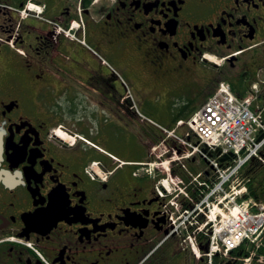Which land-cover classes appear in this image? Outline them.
Segmentation results:
<instances>
[{
	"label": "flooded vegetation",
	"instance_id": "flooded-vegetation-1",
	"mask_svg": "<svg viewBox=\"0 0 264 264\" xmlns=\"http://www.w3.org/2000/svg\"><path fill=\"white\" fill-rule=\"evenodd\" d=\"M209 55L264 68V0H0V264H193L149 161L125 152L171 144L216 83Z\"/></svg>",
	"mask_w": 264,
	"mask_h": 264
},
{
	"label": "built area",
	"instance_id": "built-area-1",
	"mask_svg": "<svg viewBox=\"0 0 264 264\" xmlns=\"http://www.w3.org/2000/svg\"><path fill=\"white\" fill-rule=\"evenodd\" d=\"M190 125L200 140L196 144L184 140L187 148L173 160L181 161L201 152L214 168L210 180L199 181V200L187 191V185L182 186L185 182L181 177L172 178L174 189L179 190L177 196L182 192L189 201L188 206L182 207L177 198L173 200L180 210L173 218L177 232L192 230L188 237L195 251L200 242L198 236L202 243H210L205 255L206 262L213 264L216 253L228 256L244 240L259 242L264 232V203L253 199L239 201L247 187L238 178L243 165L258 156L264 146V137L258 141L264 133V114L262 109H252L251 97L240 99L228 84L222 83L217 93L192 117ZM204 145L208 150L203 153ZM218 150L220 153L214 156ZM230 152L234 154L223 166L220 159ZM200 176L194 179L199 180ZM161 183L171 190L166 179ZM159 191L165 194L162 187ZM203 215L207 217L205 220H202Z\"/></svg>",
	"mask_w": 264,
	"mask_h": 264
},
{
	"label": "rangeland",
	"instance_id": "rangeland-1",
	"mask_svg": "<svg viewBox=\"0 0 264 264\" xmlns=\"http://www.w3.org/2000/svg\"><path fill=\"white\" fill-rule=\"evenodd\" d=\"M210 59H213L214 61L216 62H213L218 68H215L214 70H211L213 69L210 68L209 70V73L208 74H205L201 71H199V73L204 77V76H209L211 78H214V80L217 82V84H213L212 85V93L214 92V90L216 89V87L218 86L219 82L220 81H223V80H226V76H230V75H234V74H237L238 72H240L241 70H243L245 68V62L246 60H248V57H244L243 58V62H240V63H236V65H231L230 63H226L225 62V58H216L214 57L213 55H209L208 56ZM210 63V62H209ZM239 64L242 65L239 66ZM213 72V73H211ZM263 75V74H262ZM257 77L256 78H259V73L256 75ZM264 77V75H263ZM228 81V79L226 80ZM187 82H190V80H187V81H184V82H178V80H176V84H175V87L178 86V84L180 85V87L184 90L187 86L186 83ZM201 77H197L196 81H193L191 83H189V86L193 89V92L201 85ZM211 93H209L210 95ZM209 95L207 96V98L209 97ZM206 98V99H207ZM206 100L204 99L202 102L199 103V106H201ZM191 128L189 126H187L186 124L183 125L182 127H180L178 130L180 132H187L188 130H190ZM68 140L69 143H73V137L69 135V137L66 138ZM79 137L76 139V141L78 142L79 141ZM90 142V141H89ZM137 141L134 139V138H130V143H136ZM93 144V142H90ZM174 145H180L179 142H175L174 141V138H172V141H171V144L168 146V147H162L161 149H157V150H153V148L151 149H147V150H144V151H138V149L134 150V149H129L128 152H125V156L126 157H130L129 159H138L139 157H142L141 159H143L145 162H148L149 161V164L150 166L148 167H151V170L153 171L154 169L152 168H155L156 165H159V161L161 163L163 162H166L164 164H162L163 166H160L161 169H165L166 167H169V159L171 157V155H173V149L172 147H174ZM167 151V153H165ZM109 152V151H108ZM111 153V152H110ZM113 154V153H112ZM161 155V154H164L163 156V161H161L158 156L156 155ZM98 159V158H97ZM186 165H187V169L190 170L191 172L193 171H196L195 169L197 168L198 170H211L210 167L207 165V163L203 162L201 160V163L198 162V159L196 161H193V162H188L187 160H184ZM172 165V164H171ZM173 166V165H172ZM197 173H195L194 175H196ZM156 175H159L160 177H167L169 176V173L165 172V174L162 175V172L160 171L159 173H157ZM174 176V175H173ZM243 177H248V176H244ZM241 177V178H243ZM192 178V177H191ZM264 237V236H263ZM32 244V243H31ZM246 262V261H245ZM246 263H251V262H246Z\"/></svg>",
	"mask_w": 264,
	"mask_h": 264
},
{
	"label": "trees",
	"instance_id": "trees-1",
	"mask_svg": "<svg viewBox=\"0 0 264 264\" xmlns=\"http://www.w3.org/2000/svg\"><path fill=\"white\" fill-rule=\"evenodd\" d=\"M256 73L254 71L247 69H243L237 74L226 76V80L231 83L233 90L235 93L241 97L248 94L251 85L253 81L256 79ZM264 74V70L262 72ZM217 84V82L215 83ZM209 93H212V88H210ZM209 93L201 99V101H195V98L192 99L191 104L193 105L189 112L177 117L175 121H177L179 118H188L192 112L199 106V103L202 102L204 99L207 98ZM100 158V155L93 154V157H91V160ZM244 176L250 177V181L248 182L249 186V194L256 199L264 200V165L259 160H253L251 161L243 170L242 173ZM182 176H184L186 179H188L187 174L182 173Z\"/></svg>",
	"mask_w": 264,
	"mask_h": 264
},
{
	"label": "water",
	"instance_id": "water-1",
	"mask_svg": "<svg viewBox=\"0 0 264 264\" xmlns=\"http://www.w3.org/2000/svg\"><path fill=\"white\" fill-rule=\"evenodd\" d=\"M263 136V135H262ZM262 136L260 137V139L262 138ZM229 157L228 155H226V158Z\"/></svg>",
	"mask_w": 264,
	"mask_h": 264
},
{
	"label": "bare ground",
	"instance_id": "bare-ground-1",
	"mask_svg": "<svg viewBox=\"0 0 264 264\" xmlns=\"http://www.w3.org/2000/svg\"><path fill=\"white\" fill-rule=\"evenodd\" d=\"M188 126V125H187ZM189 162V161H188Z\"/></svg>",
	"mask_w": 264,
	"mask_h": 264
}]
</instances>
